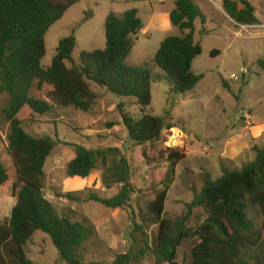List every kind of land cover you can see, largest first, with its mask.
<instances>
[{
    "label": "trees",
    "instance_id": "1",
    "mask_svg": "<svg viewBox=\"0 0 264 264\" xmlns=\"http://www.w3.org/2000/svg\"><path fill=\"white\" fill-rule=\"evenodd\" d=\"M82 1L0 0V95L8 97L3 117L9 123L7 140L12 159V166L5 168L0 155V191L17 200L9 222L0 223V264H32L26 246L37 232L49 236L64 264H85L79 251L94 235V227L60 216L43 195L46 161L57 142L49 136L28 134L18 118L25 108L37 115L53 110V105L35 94H45L56 105L83 113L90 112L99 99L93 85L119 98H135L142 118L137 120L122 112V122L129 139L138 146L159 141L165 129L174 127L149 113L152 85L156 83L151 71L127 64L133 38L143 29L136 9L106 17L104 49L82 51L76 63L77 40L71 35L60 40L51 65L42 66L49 29ZM222 7L239 25L260 23L256 8L248 0H223ZM169 19L181 35L161 42L154 63L171 80L172 93L185 95L203 79L192 71V65L202 53L194 40L195 21L204 22V15L193 0H176ZM257 65L264 72V59ZM30 115L26 121L32 119ZM74 149L75 157L67 165L68 177L86 179L101 169L104 189L118 187L111 198L91 193L85 201L109 210L128 207L135 188L130 183L129 162L120 149H90L78 144ZM253 150L255 159L241 170H229L221 163L219 178L214 180L206 173L201 191L185 206L186 214L175 219L166 217L165 202L175 168L185 155L171 151L163 188L148 204L141 224L133 223L130 250L116 255L111 263L95 264H142L149 257L153 264H179V250L189 238L197 240L191 250V264H264V148ZM67 197L74 199L71 194ZM195 209H201L206 218L197 228H190L188 221ZM256 211L260 225L254 219ZM146 226L158 227L154 240Z\"/></svg>",
    "mask_w": 264,
    "mask_h": 264
},
{
    "label": "rangeland",
    "instance_id": "2",
    "mask_svg": "<svg viewBox=\"0 0 264 264\" xmlns=\"http://www.w3.org/2000/svg\"><path fill=\"white\" fill-rule=\"evenodd\" d=\"M193 1L203 13L204 22L195 21L194 40L201 46L202 53L194 60L192 71L203 75V79L185 95L172 93L171 80L154 63L161 42L181 35L167 16L175 8L174 0H84L51 26L45 37L47 53L42 66L51 65L60 40L71 35L77 40L73 58L77 63L80 52L105 48L104 24L110 13L121 15L128 10H138L143 29L133 38L134 47L127 64L144 66L151 71L156 83L152 85L153 102L149 113L174 126L165 129L155 143L135 145L123 125L122 112L141 119L143 113L136 99L119 98L96 85L93 90L99 99L88 113L60 107L45 94H35L36 98L53 105V110L46 115H37L25 108L18 116L28 134L49 136L57 142L46 161L43 195L60 216L94 227V235L79 251L85 264L111 263L116 255L130 250L133 223L141 224L148 204L163 188L170 168L168 157L171 151L184 154L185 159L175 168L174 182L165 204L166 217L175 219L186 214L185 206L193 200L195 193L201 191L205 174L217 179L214 165L208 160L210 141L219 139L222 142L225 126L237 119L244 98L240 91L245 82L252 79L251 86L260 84L256 73H264L257 65L258 60L264 59V0H248L256 8L255 16L260 22L254 26L239 25L226 16L223 0ZM87 15L89 20L83 22ZM213 51L218 55H212ZM232 75L237 80L232 79ZM243 90L246 93L248 89ZM7 101L5 94L0 95V155L5 168H10L9 123L3 117ZM29 115L32 119L26 121ZM77 144L90 149H120L129 162L130 183L135 188L128 207L109 210L101 204L85 201L91 193L111 198L118 193V187L104 189L101 169L93 171L85 183L67 176V165L75 157L74 145ZM68 194L74 199L68 198ZM16 203V198L0 191L1 224L9 222ZM205 218L201 209L193 210L188 227L197 228ZM254 219L260 225L258 211ZM145 229L149 238L154 240L158 227L146 226ZM196 243L195 238L184 241L179 250V264H191V250ZM26 254L32 264H64L49 236L42 232H37L27 244ZM153 262L154 259L149 257L142 264Z\"/></svg>",
    "mask_w": 264,
    "mask_h": 264
},
{
    "label": "crops",
    "instance_id": "3",
    "mask_svg": "<svg viewBox=\"0 0 264 264\" xmlns=\"http://www.w3.org/2000/svg\"><path fill=\"white\" fill-rule=\"evenodd\" d=\"M173 9L167 13L168 17ZM223 13L228 16L225 11ZM244 71L246 72V68H244ZM256 74L257 81L261 85L251 86L254 81L252 79H249V82H245L243 89L248 90L246 93L243 89L240 91L241 96L243 95L244 97L241 109L237 119L233 120L229 126H225L226 132L222 138L223 141L221 142L217 138L215 141H210L209 149H211V153H209L208 160L209 163L214 165L217 178L221 176V163H224L229 170H241L244 164L255 159L254 147L264 148V87L262 86L264 84V73ZM243 113H249L250 118L243 119ZM74 179L79 183H85L88 178L81 179L76 177Z\"/></svg>",
    "mask_w": 264,
    "mask_h": 264
},
{
    "label": "built area",
    "instance_id": "4",
    "mask_svg": "<svg viewBox=\"0 0 264 264\" xmlns=\"http://www.w3.org/2000/svg\"><path fill=\"white\" fill-rule=\"evenodd\" d=\"M232 79L237 80V77L235 75H232ZM242 118L245 119V120L249 119L250 118L249 113H243Z\"/></svg>",
    "mask_w": 264,
    "mask_h": 264
}]
</instances>
